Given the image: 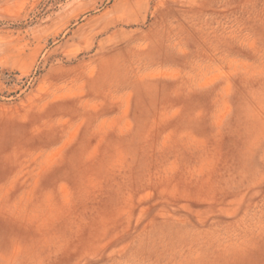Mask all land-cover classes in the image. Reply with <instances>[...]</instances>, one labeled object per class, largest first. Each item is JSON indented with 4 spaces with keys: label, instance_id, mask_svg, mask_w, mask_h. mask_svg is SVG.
<instances>
[{
    "label": "rangeland",
    "instance_id": "obj_1",
    "mask_svg": "<svg viewBox=\"0 0 264 264\" xmlns=\"http://www.w3.org/2000/svg\"><path fill=\"white\" fill-rule=\"evenodd\" d=\"M0 264H264V0H0Z\"/></svg>",
    "mask_w": 264,
    "mask_h": 264
}]
</instances>
